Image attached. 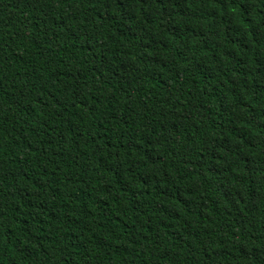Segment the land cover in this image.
<instances>
[{
	"label": "trees",
	"instance_id": "trees-1",
	"mask_svg": "<svg viewBox=\"0 0 264 264\" xmlns=\"http://www.w3.org/2000/svg\"><path fill=\"white\" fill-rule=\"evenodd\" d=\"M0 264H264V0H0Z\"/></svg>",
	"mask_w": 264,
	"mask_h": 264
}]
</instances>
